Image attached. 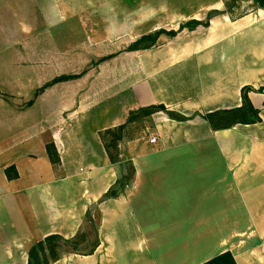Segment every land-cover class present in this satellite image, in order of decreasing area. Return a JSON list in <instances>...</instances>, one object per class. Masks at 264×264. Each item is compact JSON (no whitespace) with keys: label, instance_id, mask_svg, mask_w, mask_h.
<instances>
[{"label":"crops","instance_id":"0c3cea01","mask_svg":"<svg viewBox=\"0 0 264 264\" xmlns=\"http://www.w3.org/2000/svg\"><path fill=\"white\" fill-rule=\"evenodd\" d=\"M223 8L222 0H0V56L11 53L17 69L31 59L26 47L38 44V31L81 34L46 60L107 58L97 70L64 73L59 65L33 89L83 74L30 105L15 89L0 91V264H28L30 246L48 236L73 239L91 211L94 253H64L53 264H204L226 252L236 264H264V93L248 94L257 124L213 131L201 118L239 108L244 87L264 86V11L218 15L208 27L126 52L145 35L205 22ZM153 105L193 118L156 113L128 124L112 164L100 134ZM125 163L131 182L103 199L127 175Z\"/></svg>","mask_w":264,"mask_h":264},{"label":"trees","instance_id":"16d2710c","mask_svg":"<svg viewBox=\"0 0 264 264\" xmlns=\"http://www.w3.org/2000/svg\"><path fill=\"white\" fill-rule=\"evenodd\" d=\"M222 3L224 10L222 12H209L205 22L189 20L180 25L176 31L167 32L164 30H159L152 34L145 35L128 46L126 48V52H136L151 49L157 45L159 38L163 35L173 38L183 30L193 31L199 26L208 27L209 21L218 15H226L231 20H237L257 10L264 11V0H222ZM242 3L248 4L249 9L239 11L241 8L238 6V4ZM105 60H107V58L101 59L100 63L104 62ZM82 74L56 78L50 83L44 85L42 88L38 89L36 91V95H39L45 88L51 85L77 79ZM250 92L263 94L264 86L255 91L252 90L251 87H244L241 90L242 104L239 108L208 113L201 116V118L206 121L213 131L227 130L236 125H253L259 123V111L252 106L248 99V94ZM31 103L32 102H29L28 105ZM156 113H163L168 118L178 122H186L193 118L181 116L178 113L166 109L163 105H153L130 113L124 125L114 129L106 130L100 134V138L112 164L119 163L118 153L116 151L117 144L122 139L126 126L140 119L148 118ZM46 153L52 165H57L59 163V158L53 144L46 145ZM125 166H127L128 169L127 175L117 179L115 185L106 193L103 199L118 197L120 190H123L131 182L133 176L131 164L125 163ZM13 170L14 168H8L5 171L8 178H11L10 172ZM14 177H16V174H14ZM89 215L90 212H88L86 215V220H89ZM94 236L95 239L93 243H89L87 241V237L83 232L78 233L73 239L70 240H65L59 236H48L30 246L27 252L28 264H53L61 258L62 254L70 252L82 256L92 255L99 244L96 227ZM204 264H236V262L234 261L233 256L229 252H226L212 258Z\"/></svg>","mask_w":264,"mask_h":264},{"label":"rangeland","instance_id":"374dc122","mask_svg":"<svg viewBox=\"0 0 264 264\" xmlns=\"http://www.w3.org/2000/svg\"><path fill=\"white\" fill-rule=\"evenodd\" d=\"M238 6H240L241 8L239 11L249 9L248 4L242 3L238 4ZM37 34L40 35L37 41L38 44L26 47L28 51L34 50L33 52H31V59L29 61H26V66L21 65V67H19H26V74H19L21 73L22 69H17L14 66V62L10 58L11 53L4 52L2 56H0V91L4 92L5 94H9V91L15 89L14 92H18L17 94H19V96L25 99L26 105L27 102L29 103L31 101H34L35 98L38 96L36 95V89H33L34 86L40 84V81L46 79L44 77L45 74L54 73L57 72V70H60L59 65L62 66V70L64 73L75 72L76 70L81 72L82 70L87 71L92 69L97 70L106 68L103 67L104 63H100V59L87 62V55H80L78 61H76V59L71 60L70 58H67V60L64 59L62 62L58 60H46L47 58H55V56L53 55V53L55 52V48L60 49V47L62 46L63 50L68 51V49L70 50V48H73L77 43H80L81 34L77 30L69 31L56 29L48 32L38 31ZM43 34L47 37H50L56 46L47 45L49 40H46ZM46 50L48 52H45ZM44 64L50 65L49 67L44 68L42 66ZM54 65H56V68L54 67ZM3 97H7V95ZM139 127L140 129H142L141 126ZM125 167L127 169V166ZM97 222L98 216L96 215V212L91 211L89 215V220L86 222L83 232L86 235L87 241L89 243H93L95 239L94 234Z\"/></svg>","mask_w":264,"mask_h":264},{"label":"built area","instance_id":"2783aa9c","mask_svg":"<svg viewBox=\"0 0 264 264\" xmlns=\"http://www.w3.org/2000/svg\"><path fill=\"white\" fill-rule=\"evenodd\" d=\"M151 144H155L156 143V139L155 138H151L149 141Z\"/></svg>","mask_w":264,"mask_h":264}]
</instances>
